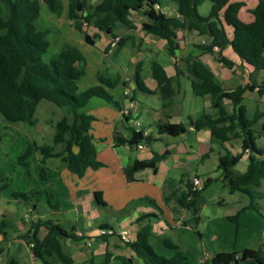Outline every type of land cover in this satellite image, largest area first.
Listing matches in <instances>:
<instances>
[{
  "label": "trees",
  "instance_id": "obj_1",
  "mask_svg": "<svg viewBox=\"0 0 264 264\" xmlns=\"http://www.w3.org/2000/svg\"><path fill=\"white\" fill-rule=\"evenodd\" d=\"M68 1L67 15L68 18L75 19L74 25L77 28H81L80 22L83 21L99 31L113 34L120 26L130 24L129 17L132 12L141 11L148 18V22L141 24L142 30L146 34L166 40L168 53L172 57L175 58L177 42L171 29H187L209 37L208 44L196 46L201 51H210L214 46H218L219 49L230 46L240 61L251 67L253 72L264 73V0H256L255 6L250 10L252 17L250 22H243L238 16L244 5L241 1L209 0L211 7L205 16L197 11L198 5L204 0H100L88 8H85L81 0ZM43 2L52 13L60 14L63 9L61 0ZM168 3L175 6L176 15L171 16L161 11ZM39 15V0H0V115L7 122L32 124L37 106L42 99L64 109L66 114L54 125L52 143L42 145L35 140L26 141V146L17 155L16 162L23 166L30 176V158H35L38 153L39 175L44 180L47 178L48 158L58 157L69 172L82 177L88 168L95 170L103 166V163L96 159L93 136L89 132L94 116L79 112V109L91 98L97 97L121 110L113 95L101 85L114 87L120 78L118 74L100 71L98 79L101 84L80 91L78 81L84 75L86 64L84 54L77 46L66 43L61 45L55 55L45 59L44 55L49 47L48 31L38 26ZM85 40L90 44L94 43L92 37L88 35H85ZM121 45L122 38H119L117 46ZM187 72L192 93L200 97L208 95L211 107L216 110L214 115L201 112L197 117L191 118L193 127L196 130L208 129L212 144H222L236 137L241 139L239 153L235 155L225 153L218 159V168L224 173L225 186H228L230 192L242 191L249 198L243 207L229 216L232 222H236L242 211L255 208L253 191L244 186L252 184L257 187L260 178H264V148L257 147L258 135L253 128L260 114L256 111L248 118L247 107L242 103L243 94L247 89L257 88L259 95L264 94V80L261 83L252 80L249 86L225 89L213 71L198 59L197 55L187 63ZM151 75L157 82L164 100L169 98L165 92L169 89L171 80L163 66L156 60L151 62ZM225 101L231 104V110H228ZM166 106L167 103L164 102L163 107ZM126 119L129 120V117L126 116ZM185 131L186 126L180 123L157 126L158 134L176 136ZM131 133L132 137L129 139L116 136V142L150 145L156 140L152 135L144 134L141 129L131 128ZM57 147L59 150H56ZM74 147H77V151H74ZM245 152H248L246 169L236 174L232 168ZM164 155L165 153L154 152L150 159L134 160L125 169L126 177L132 180L133 174L142 168H153L156 171L157 164ZM207 155L208 153H205L204 157ZM0 180L2 182L6 177L0 176ZM211 181L207 177L201 189L192 190V181L188 180L186 191L182 193L179 203L196 214V199ZM6 187V183L0 185V197ZM39 193L40 190L33 188L27 191H12L11 197L15 201L27 200ZM101 194V191L94 192L98 204H104ZM35 206L32 205L33 208ZM194 219H198L197 215ZM108 227L106 224L100 225V229ZM14 228L12 222L0 220V241L12 239L11 231ZM74 232L73 226L66 228L58 221L47 218L32 221L25 232L17 234V238L28 244L32 257L38 259L41 264H74L65 245L67 239L82 238ZM113 232L116 234V231ZM152 236L150 228L145 227L139 232L136 240L126 243L133 250L134 256L119 255L116 258L122 264H139L138 260L141 264H186L187 257L176 245L167 241L166 244L175 251L168 256L157 254L149 243ZM2 251L3 248L0 246V253ZM247 259H250L249 264H264L261 250L250 248L217 252L210 257V263L232 264ZM109 262L110 255L107 254L100 264ZM6 264H18V260L10 257Z\"/></svg>",
  "mask_w": 264,
  "mask_h": 264
},
{
  "label": "crops",
  "instance_id": "obj_2",
  "mask_svg": "<svg viewBox=\"0 0 264 264\" xmlns=\"http://www.w3.org/2000/svg\"><path fill=\"white\" fill-rule=\"evenodd\" d=\"M231 1H241L244 3L243 7L238 12V16L243 22H250L252 20L250 10L255 6L256 0ZM164 7L169 10V15H176V8L173 4L168 3L165 4ZM130 17L129 25L120 26L118 28L120 34L115 37L122 38V45L115 50L109 46L110 40L114 38L111 37L109 33L105 35L102 34L96 41L93 40V44H90L85 40V35L91 37V35L87 33L83 34L81 37L79 35L77 36L79 44L70 40V42L75 44L82 53L83 51L80 48L83 44L82 42L89 46L99 47L103 52V56L108 57L107 64L105 60H102L99 64L100 71L108 69L110 72L119 75L120 81L118 84H121L123 90L120 98L128 100V104L134 109L133 111H130V109L125 106L123 100L120 104L121 110L115 107L117 109L116 114L111 111L108 112V115L107 113H96L99 107L104 108L102 103H99L98 100L105 101L97 97L91 98L84 106L86 107L92 104L87 108L85 111L86 113L82 112L84 107L79 109V112L86 115H91V113L94 114H92L94 120L91 122L89 132L93 136L96 159L102 162L105 168L99 167L95 170L88 168L82 177H78L69 172L58 159L57 164L48 159L46 162L47 178L42 180V185L39 184L35 187L40 189V193L49 192L52 196H56L57 192L62 194L63 201L67 198L70 201L71 209L77 211L76 221H74L69 227H66L59 221V219H56V221L66 228L73 226L75 228L74 233L77 236H82L79 240L67 239L65 241V245L69 247L68 251L74 264H100L106 258L107 254L110 255L109 264H122L121 261L116 258L117 256H134L133 250L126 243H123L118 235L113 234L107 237H102L99 233L100 225L106 224L109 226L108 229L116 232L125 229L128 232L130 241L136 240L139 232L145 227L150 228L153 238L165 234H173L180 225H183L184 229H188L186 224L191 223L192 221H194L195 224V232L198 231L196 229L203 216L201 210H199L200 208L197 207V199L196 214H194L193 210L190 212L189 209L183 207L179 203L182 193L186 191V182L188 180L192 181L194 177L199 176L206 178L209 177L211 180L222 177L223 180L224 173L218 168L219 157L225 153L235 155L241 150L240 138L227 140L222 144H212L210 143V132L208 129L196 130L193 127V120L191 118L197 117L201 112H206L204 109L200 110L201 108L195 101H193L194 99L190 101V105L193 106L194 111L189 112L187 115H180L184 99L181 96L182 99L180 98L179 100L178 88L182 86V83L184 87L185 84H189L190 82L188 72L187 70H184L185 66L178 64L175 61V58L168 53L166 40L154 37L151 34H146L142 30L141 24L143 22H148L146 16L139 20V23H134L137 24L136 26H134ZM226 29L231 31L229 27H226ZM171 31L174 33L177 42L175 57L178 53L181 55L185 53L190 46H205L209 42V37L207 35H199L195 31L181 28H172ZM194 35L200 36V43H196L192 40ZM123 46L129 47V50L126 51V53H120V49ZM163 52H166L168 57L161 58L160 56ZM211 52H201L200 60L213 71L225 89H234L237 86H248V84L251 85L252 80H258L255 78L257 77L255 76L256 74L260 73L261 75H264L261 71L253 72L251 67L240 61L230 46H226L221 51L222 55H229L234 62H237V66L240 67V73L244 76L243 79L237 83L231 82L232 80L229 78L230 70L227 68L224 69L222 63L215 58L216 55L214 56ZM120 54H122L121 56H125V58L128 56L126 63L120 61ZM84 56L86 60L91 58L85 54ZM148 58L150 59L149 70L144 67V61L145 59L148 60ZM153 60H156L163 66L166 75L171 80L169 89L167 91L165 90L166 93L171 96L167 100H164L162 97V93L158 90L157 82L151 75V62ZM136 88H138L139 93H136ZM125 91H128V94H124ZM247 92L257 103L264 102V94L259 95L257 91L249 89L244 92L243 99L246 97ZM202 101L204 102L203 105H207V107L212 109V113H207L214 115L216 110L211 107L209 96H202ZM164 102L167 103L165 108L163 107ZM225 104L228 110H231V104L227 101H225ZM167 107L169 108L166 110ZM256 111L257 107L255 109V112ZM258 113L260 114L258 121L253 128L258 135L256 139L257 147L264 148V110ZM253 114L248 115L247 111L248 118H251ZM126 116L129 117V120L131 118L135 119L139 124V129H141L144 134L152 135L156 140L150 145L143 144L142 148H139L134 144L129 145L127 143H117L116 136L129 139L132 137L131 128L137 130V128L131 126L129 120L126 119ZM143 117L148 122L147 129L144 126H141V119ZM107 119L108 128H102L98 125L100 120L106 121ZM165 123L183 124L186 126V131L176 136L158 134L157 126ZM157 141L164 144L163 148L160 150H155L153 148L154 143ZM74 151H77V147H74ZM154 152L159 154L165 153L163 158H161L157 164V170L154 171L153 168H142L133 174L132 180H129L126 177L125 169L129 167L134 160L150 159ZM205 153H208L207 157H204ZM247 157L248 152H245L239 161H244L245 165H247ZM211 158L213 161L212 163H209ZM165 162L167 163L164 164ZM167 165L178 172V177L174 178V189L160 194L161 201L167 209L166 211H163L159 208L158 204L155 205L146 198L147 195H152L150 191L134 194L132 200H139V202L135 203V206H131L130 209L123 210V212H117L118 209L113 211L109 207V200L113 201L114 198L108 196L105 190L108 192L110 189L111 191L113 190L124 193L122 187L130 186L126 189L130 190L133 188L131 184L134 183L156 184L160 189L163 184H165L168 177L166 171H169L170 168ZM162 166H164L165 171L160 170ZM234 167L232 168L234 173H242L233 170ZM217 173L218 176H215ZM29 186L26 187L25 190H29L33 187L32 185ZM244 187L253 191L255 208H249L242 211L236 222H232L228 216L226 219L228 225L227 232L224 233V215L222 213L218 212L211 218L206 216V231L200 234L199 237L209 238L211 240V246L208 248L209 252L206 251L205 247L201 246L203 254H210L211 257L217 252L232 250L239 251L245 248L259 249L263 253L264 178H260V184L257 187L252 184H247ZM95 191H101V198L104 204H98L96 202L94 195ZM231 193H237L238 196V200L233 206L236 213L249 201V198L248 195L242 191H234ZM2 196L0 198H2ZM105 198L108 199V204L106 203ZM5 202L7 204L9 203L7 200H5ZM58 203L59 201H57L56 204ZM218 203L224 204L223 200H220ZM34 209H36V206ZM107 209L108 212L106 213L105 210ZM196 215L198 217L197 220L194 219V216ZM219 220H221V223H219ZM13 224L15 227L13 231L15 232L17 227L15 223ZM166 241L167 243L172 242L169 238L163 239V246L161 249L162 254L168 256L171 255L175 249L167 245ZM11 258H16L18 264H20V256L17 252H15ZM29 258L30 264H41L38 259L32 257L30 252ZM247 260L250 261V259ZM138 263L141 264V261L138 260Z\"/></svg>",
  "mask_w": 264,
  "mask_h": 264
},
{
  "label": "rangeland",
  "instance_id": "obj_3",
  "mask_svg": "<svg viewBox=\"0 0 264 264\" xmlns=\"http://www.w3.org/2000/svg\"><path fill=\"white\" fill-rule=\"evenodd\" d=\"M61 1L63 4V9L60 12V14H55V13H51L48 10L43 0H39L40 15L38 17L37 23L38 26L48 31L47 40L49 42V47L46 54L44 55L45 59H48L50 56L55 55L59 50V48L61 47V45L66 43L73 44L70 42V40L78 43L77 41L78 35L81 37L83 34L87 33L91 35L93 40L96 41L99 39V37L102 34L104 35L107 34L106 32L99 31L94 26L87 24L83 21L80 22L81 28L75 27L74 25L75 19H70L68 18L67 15L69 1L68 0H61ZM81 1L84 2L85 8H88L89 6L91 7L95 5L100 0H81ZM210 7H211L210 1L204 0L200 5H198L197 11L200 15L205 16L208 14ZM163 10L166 14L169 15V10L167 8L164 7ZM130 16H131L130 17L131 21L134 24L136 22L139 23V20L143 19L145 15L142 12H132ZM136 25L137 24H134V26ZM118 30L119 29H117L113 34H110V36L115 37L119 35L120 32ZM192 40L196 43L201 42L200 36L198 35H194ZM82 43L83 44L81 46L79 45L80 48L82 49L83 53L86 56L91 58L86 60V64L84 66V75L80 79V81H78V88L80 91L101 84L98 79V73H100L99 64L102 62V60H105L106 64L108 62V57L103 56V52L99 49V47L89 46L84 42ZM128 48L129 47L127 46H123L120 49V53L123 52L126 53V51L129 50ZM115 49L117 48L114 47L113 50ZM222 50L223 48H221L219 51L214 50L212 48L208 52L212 51L211 53L214 56L216 55L215 58L222 63V67L224 69L227 68L228 70H230L229 78L232 80L231 82L237 83L241 81L244 76L243 74L240 73V67L237 66L238 65L237 62H234L229 55H222L221 53ZM213 51L214 52L217 51V52L214 53ZM201 52H205V51H201L200 48L196 46L195 47L190 46L187 49V51L182 55L178 53L175 57V61L178 64L185 66L184 70H187V63L191 60V58H193L196 55L198 56V59H200ZM121 55L122 54H120L119 57L120 61L126 63L128 56L125 58V56H121ZM160 57L166 58L168 57V54L166 52H163ZM149 60L150 59L148 58V60L145 59L144 61V67L148 70L150 69ZM222 60H225L230 64L227 65ZM102 71H108V74L109 73L115 74L110 72L108 69H104ZM255 76L254 77L257 78L258 79L257 81L260 83L261 81L264 80L263 74L261 75L259 73L256 74ZM101 85L110 94L113 95V98L119 104H121V101L124 100L125 106L128 107L130 111L134 110L131 107V105L128 104V100L120 98V95H122V91H123L121 88V84H117L114 87H109L108 85L105 84H101ZM178 91H179L178 94L179 100L180 98L182 99V97L184 99L181 108L182 110L180 111V115H187L189 112L194 111L193 106L190 105V101L192 99H194L193 101H195L198 104V106L201 108L200 110L204 109L206 113L207 112L212 113L211 112L212 109L207 107V105H203L204 102L202 101V97L196 96L192 93L190 82L189 84L188 83L185 84L184 87L182 83V86L178 88ZM252 91H257V88H253ZM136 93H139L138 88H136ZM165 95L171 97L170 94L166 92ZM98 102L102 103L104 108L99 107L96 113L101 112V114L107 113L108 115V112L111 111L112 113L116 114L117 109L113 105L108 104L106 103V101H102V100H98ZM242 103H244L245 106L247 107L248 115H252L255 112L256 107L258 112L264 110V102L257 103L256 100H253V98L249 96L248 92L246 93V97L244 99L242 98ZM91 105L92 104L84 107L82 109V112H85L87 108H89ZM168 108L169 107H167L166 110ZM65 114L66 111L64 109L57 107L52 102L42 99L37 106L32 124L7 122L0 115V176L6 177V180L2 182L0 180V185L3 183L7 184L6 189L3 191V196L2 198H0V220L4 219L11 221L15 223L17 227L15 232L13 230L11 231L12 239H9L8 241H4V240L0 241V246H2L3 248V251L0 253V264H6V262L10 260V257L13 256L15 252H17L18 255L20 256V264H30L29 246L22 239L17 238V234L25 232L31 225L32 221H36L38 219H47V218H52L53 220L59 219V221L63 223V225H65L66 227L67 226L69 227L71 224H73L74 221H76L77 211L71 209V205L69 203L70 201L67 198L64 199L63 201L62 194H59L58 192L56 196H52V194L49 192H41L39 194L33 195V197H29L27 200L19 199L18 201L17 200L15 201L11 197L12 191H27L25 190V188L28 187L29 185L33 186L31 187V189L33 188L37 189L35 187H37L39 184L40 185L43 184V181L39 175L40 173L38 169L39 164L37 162L38 158H40L39 154L37 153L35 158H30V162H31L30 176L27 175L26 170L23 166H19L17 164L16 157L20 152L24 150L23 148H25L26 146V141L35 140L38 144H42V145L51 144L52 136L54 133V125ZM92 114L93 113H91V115ZM69 119H71V117H69ZM98 123H99L98 125H100L102 128L105 127L108 128V119L106 121L100 120ZM141 123H140L141 126H144L147 129L148 122L144 117L141 119ZM131 126L134 125L131 124ZM134 127L137 128L136 126ZM236 138H232V139L234 140ZM163 145L164 144L162 142L157 141L156 143H154L153 148L155 150H160L161 148H163ZM59 147H57L56 150H59ZM48 159H50L56 164L58 163V160L61 162L60 158L58 157H50ZM212 161L213 160L211 158L209 163H212ZM166 163L167 162H165L164 164ZM236 164H237L236 166L234 165L235 167L233 166L234 167L233 170H235L236 172L245 171L246 165L244 161H239ZM101 168H105V166L103 167L101 166ZM103 170H107V169H103ZM160 170L165 171L164 166H162ZM166 172L168 173V177L165 181V184H163V186L160 189L156 184L153 185L149 183L131 184L133 188H131L130 190H126L130 186L126 187L124 185L125 187H122L124 189L123 191L124 193L113 190L111 191L110 189L108 190V192L105 190L108 196L114 198L113 201L109 200L110 201L109 204L107 198H105V201L108 205H110L109 207L113 211L118 209L117 212H121V211L123 212V210L125 209L128 210L130 209L131 206H135V203L139 202V200L136 201L132 200L134 194L139 192L150 191L152 195H147L146 198H148L151 201V203L155 205L158 204L159 208H161L163 211H166L167 209L165 208L163 202L161 201L160 194L174 189L175 186L174 178L178 177V172H176L172 168H170V170ZM215 176H218V173ZM224 183H226V181H223L222 177L213 179L212 182H210L207 185V187L200 192L199 197H197V207L200 208L199 210H201L203 216L201 221L198 223L199 226L196 229L198 231L195 232V224L194 221H192L191 223L186 224L188 229H184L183 225H180L176 230V232L173 234L170 235L165 234L159 237L156 236L154 238H151V240H149L150 245L157 254L163 255L161 249V247L163 246V239L169 238L172 241L171 243L173 245H176L179 248V251H181L182 254L188 258L187 264H211L210 254L208 255L203 254V251L201 249V246L205 247L206 251L209 252L208 248L211 246V240L209 238H204V237L200 238L197 232H200V234L205 232L207 226L206 216H209V218H211L212 216L216 215L218 212L224 215L223 233L227 232L228 225L226 223V219L228 216H232L235 213L233 206L234 203L238 200L237 198L238 196L237 193L234 194L231 193L229 191L228 186H224ZM37 190L40 189L38 188ZM5 200H7V202L9 203L7 204ZM220 200H223L224 204H219L218 202ZM57 201H59L58 204H56ZM33 204L36 205V209L32 207ZM58 210L63 212H59ZM189 211L192 212L191 209H189ZM105 212L107 213L108 209L105 210ZM219 223H221V220H219ZM66 248L68 249L69 247L66 245ZM262 250H264V248ZM262 256L264 258V251L262 253ZM249 263H250L249 260H244L242 262H239L238 264H249Z\"/></svg>",
  "mask_w": 264,
  "mask_h": 264
},
{
  "label": "built area",
  "instance_id": "obj_4",
  "mask_svg": "<svg viewBox=\"0 0 264 264\" xmlns=\"http://www.w3.org/2000/svg\"><path fill=\"white\" fill-rule=\"evenodd\" d=\"M156 8L159 9L158 5H156ZM161 11L164 12V10H161ZM118 41H119V37L112 38L110 40V42H109V46L111 48L116 47ZM214 49L215 50H219V47L218 46H214ZM124 94H128V91H125ZM129 121H130V123L132 125H134V126L137 127V130L139 129V127H138L139 124H138V122L135 121V119H132L131 118ZM137 147L142 148L143 147V144L140 143V144L137 145ZM206 179H207L206 177H202V176L194 177L192 179V190H199V189H201L203 187L204 183L206 182ZM99 233L100 234H108V235L114 234L113 230H111V229H100ZM116 233H117V235L119 236V238L121 239V241L123 243H127V242L130 241V238L128 236V232L125 229H121V230L117 231Z\"/></svg>",
  "mask_w": 264,
  "mask_h": 264
}]
</instances>
